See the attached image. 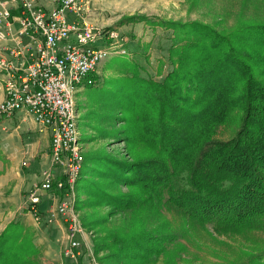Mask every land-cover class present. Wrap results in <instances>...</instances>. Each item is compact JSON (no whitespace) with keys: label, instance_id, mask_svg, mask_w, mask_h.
Listing matches in <instances>:
<instances>
[{"label":"trees","instance_id":"16d2710c","mask_svg":"<svg viewBox=\"0 0 264 264\" xmlns=\"http://www.w3.org/2000/svg\"><path fill=\"white\" fill-rule=\"evenodd\" d=\"M157 25L173 31V68L161 82L130 77L122 122L132 161L88 157L82 165L99 162L103 173L130 191L91 194L132 210L170 206L222 234H264V85L251 74L253 55L243 42L235 43L237 31L220 34L196 22ZM234 112L240 120L235 136L215 139L217 127ZM117 240L120 250L143 248L141 260L164 249V239L145 229ZM40 253L34 231L20 221L0 233V264H39ZM263 259L258 251L247 260Z\"/></svg>","mask_w":264,"mask_h":264},{"label":"rangeland","instance_id":"374dc122","mask_svg":"<svg viewBox=\"0 0 264 264\" xmlns=\"http://www.w3.org/2000/svg\"><path fill=\"white\" fill-rule=\"evenodd\" d=\"M90 6L92 12L86 21L118 33L126 53L103 61L94 74L95 83L84 84L75 94L84 159L110 158L112 164L132 161L122 122L125 94L133 86L130 77L138 74L161 82L173 68L169 50L174 34L158 23L196 22L220 34L237 31L235 43L243 42L253 55L248 62L251 74L264 85V0H90ZM239 125L234 112L227 124L217 127L215 139L230 140ZM96 163L81 170L75 186V208L83 227L93 233L92 251L100 264H249V254L264 252V234L259 232L222 234L212 223L191 222L170 206L147 212L119 208L106 197L98 198L91 194L95 189L113 195L129 193L130 189L116 184L115 177H108ZM180 183L185 184L184 177ZM44 199L52 201L48 210L57 202L53 194ZM141 229L155 239H164L163 251L150 253L147 260L139 258L143 248L137 252L135 248L120 250L123 244H117V239L128 238Z\"/></svg>","mask_w":264,"mask_h":264},{"label":"built area","instance_id":"2783aa9c","mask_svg":"<svg viewBox=\"0 0 264 264\" xmlns=\"http://www.w3.org/2000/svg\"><path fill=\"white\" fill-rule=\"evenodd\" d=\"M51 2L47 9L39 0H0V120L24 112L38 131L48 132L49 163L26 206L36 224H61L63 264H100L92 251L93 233L75 208L84 162L75 94L95 83L103 61L126 52L118 33L86 21L90 0ZM52 194L57 202L42 218L38 205Z\"/></svg>","mask_w":264,"mask_h":264},{"label":"crops","instance_id":"0c3cea01","mask_svg":"<svg viewBox=\"0 0 264 264\" xmlns=\"http://www.w3.org/2000/svg\"><path fill=\"white\" fill-rule=\"evenodd\" d=\"M39 1L47 9L53 7L51 0ZM49 145L48 132L38 131L26 113L18 112L0 120V232L8 223L20 221L34 231L41 251L39 264H63L61 250L65 233L61 224L58 221L50 225L36 224L26 206L28 194L48 166ZM50 200L43 199L38 205L42 218L47 214Z\"/></svg>","mask_w":264,"mask_h":264}]
</instances>
